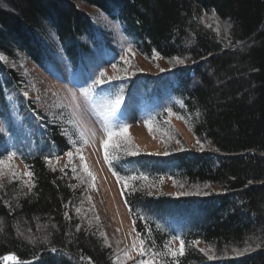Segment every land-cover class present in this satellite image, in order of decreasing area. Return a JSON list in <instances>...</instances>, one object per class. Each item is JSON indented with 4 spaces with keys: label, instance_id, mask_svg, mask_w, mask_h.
I'll return each instance as SVG.
<instances>
[{
    "label": "trees",
    "instance_id": "trees-1",
    "mask_svg": "<svg viewBox=\"0 0 264 264\" xmlns=\"http://www.w3.org/2000/svg\"><path fill=\"white\" fill-rule=\"evenodd\" d=\"M76 1L117 21L146 60L174 63L155 74L84 85L111 105L121 101L127 111L116 127L134 111L165 129L176 117L202 145L188 148L174 133L182 149L129 153L110 146L107 160L104 149L112 174L125 177L113 174L149 256L157 264H264V0H0V170L15 152L12 158L33 174L0 177V264H120L86 187L70 165L56 164L79 137L70 119L74 132L30 99L25 104L33 107L21 105L34 130L33 142L25 143L7 100L6 90L22 77L4 57H25L75 86H83L82 75L93 81V63L120 69L113 37L102 35ZM209 16L216 23H206ZM173 236L184 239L183 256L165 250L179 242Z\"/></svg>",
    "mask_w": 264,
    "mask_h": 264
},
{
    "label": "rangeland",
    "instance_id": "rangeland-1",
    "mask_svg": "<svg viewBox=\"0 0 264 264\" xmlns=\"http://www.w3.org/2000/svg\"><path fill=\"white\" fill-rule=\"evenodd\" d=\"M76 5L82 11L93 16L96 27L103 33L102 35L107 36L109 34L110 37H113L114 44L121 56L122 65L120 69L105 65L101 70L98 64H91L92 80L98 76L100 71L106 73L105 76L99 77L100 79L113 80L115 77L132 75L137 72L155 74L168 70L170 63L174 64L160 58L154 62L146 60L129 44L117 21L106 17L97 8L85 6L79 1H76ZM204 20L208 24L216 23L212 16L206 17ZM217 27L226 36L224 27L220 25ZM129 47H131L130 53L127 51ZM17 58L11 60L4 57L3 59L9 67L15 69L22 77L19 86H12L6 90L10 113L21 139L25 143L33 142L34 130L27 121L28 112L21 111V105H26L29 108L25 102L30 99L38 109L49 116L58 117L60 121L67 122V127L74 132L73 128L69 127L67 121L69 118L71 127H75L79 137L73 140L76 143L74 142V147L71 150L72 157L70 158L66 154L57 160L56 164L60 167L70 165L80 184L86 187L89 204L94 209V216L100 220V223L102 222V233L107 244L114 249L116 260L120 264L130 262L139 264L142 259L148 261L149 264H157L156 257H151L149 254L145 256L144 253L138 251L141 247V238L135 231L119 185L104 159V142L107 140V133L120 130L121 127H116L117 123L113 121L117 120L118 117H123L127 110L124 106H119L116 103L111 105L105 101L104 97H96L94 92L85 87H91L90 85L93 84L86 74V76L82 75L81 77L82 80H86L83 81V86H75L70 82H62L53 78L52 75L25 57ZM56 64L64 77L68 79V68L64 59L58 58ZM84 89H88L87 96L83 94ZM25 92H27V96H25ZM132 115V120L129 118L130 122L126 124L129 126L127 137L119 136L114 140V145H123L129 153H135L138 150L165 153L171 149L170 145L173 150L182 149V145L175 142L174 133L181 134L186 147L191 149L201 147L185 124L176 117H173L174 119L171 121L174 125H172L173 128L165 129L160 124H152L149 118H142L137 111L132 112ZM149 123L151 124V131L147 126ZM81 156L84 157L83 161L80 159ZM85 165H87V170L92 173V176H89L88 171H85ZM0 171V177L10 178L13 175H21L24 179L29 178L27 169L14 158L9 159L8 157L3 160ZM166 183L169 190L174 191L172 183L167 181ZM134 243L135 248L133 247ZM173 247V250L178 252L180 243L174 241ZM198 247L206 249L208 253L211 251L201 243L198 244ZM234 252L236 253L237 250Z\"/></svg>",
    "mask_w": 264,
    "mask_h": 264
},
{
    "label": "snow or ice",
    "instance_id": "snow-or-ice-1",
    "mask_svg": "<svg viewBox=\"0 0 264 264\" xmlns=\"http://www.w3.org/2000/svg\"><path fill=\"white\" fill-rule=\"evenodd\" d=\"M228 27L230 28L231 25H228ZM127 51L130 53V52H131V47H129ZM176 59H177V61H179V62H181V63L183 62V61H180V60H179V57H177ZM112 66H113V67H116L115 64H113ZM105 75H106V73H105L104 71H100V72L98 73V76H95V77L93 78V81H92L93 84L103 85L106 81H105L104 79H100L99 77H103V76H105ZM101 90L103 91V89H101ZM83 94H84L85 96H87V95H88V89H84V90H83ZM25 96H27V92H25ZM116 103L119 104V103H121V101H120V100H117ZM147 126L149 127V130L151 131V124L149 123ZM128 127H129V126L125 124V125H123V126L120 128V130H119L118 132H116V131H109V132L107 133V140H105V142H104L105 159H106V160L108 159V149H109V147H110V146H116V147L119 146L118 144L114 145V140H115V138H117V137H119V136H125V137H127V135H128ZM2 131H3V129L0 128V132H2ZM197 143H200V141L198 140ZM201 146H202V145H201ZM66 154H67L70 158L72 157V152H71V151L67 152ZM8 155H9V159H11L12 157H14V156L16 155V153H15V152H12V153H10V154H8ZM45 159H46L49 163H51V157H45ZM57 159H58V158H57ZM80 159L83 161V160H84V157L81 156ZM85 171H88V170H87V165H85ZM113 174H114V175H117L118 180H120V181H122V182L125 180V177L121 176L117 171L114 170ZM27 175H28L29 177H31L33 174H32V172H28ZM88 175H89V176H92V173H91L90 171H88ZM142 178L145 179V180L148 179L147 176H142ZM131 179H132V180H136L137 177H136V176H132ZM31 187H35V185L32 184ZM125 187H127V185H125ZM126 203H127V201H126ZM130 210H131V209H130ZM77 211H79V209H77ZM69 219H71V217H69ZM0 223H2V222H0ZM145 227H147V225H146ZM2 230H3V229L0 228V231H2ZM76 230H77V231L80 230L79 226H77V229H76ZM149 232H150V229H149ZM138 235H139V234H138ZM175 239H179V243H180V249H179V252L168 249V245H165V246H164L165 250H168V251L170 252V255H171L172 258H175V257H177L178 255L183 256V255L185 254V241H184V239L173 236V240H175ZM33 243H34V241H33ZM195 243H199V242L196 241ZM144 244H145V241H144L143 239H141V240H140V245H141V247L138 249V251L144 253V255L147 256L149 253L144 249V247H143ZM133 247H134V248L136 247L135 243L133 244ZM149 247H152V245H149ZM51 251H52L53 253H56V252H57V250H56L55 248H52ZM244 251L246 252V251H248V249L245 248ZM237 254L240 255V254H242V253H239V252H238ZM151 255H152V256H157V255H162V253H158V252H156V251H153V252L151 253ZM7 259H11V260L15 261L17 258H16L15 256H11V257H8ZM139 264H149V262L146 261V260H143V259H142V260L139 262ZM175 264H178V261H176Z\"/></svg>",
    "mask_w": 264,
    "mask_h": 264
},
{
    "label": "water",
    "instance_id": "water-1",
    "mask_svg": "<svg viewBox=\"0 0 264 264\" xmlns=\"http://www.w3.org/2000/svg\"><path fill=\"white\" fill-rule=\"evenodd\" d=\"M11 260V259H10Z\"/></svg>",
    "mask_w": 264,
    "mask_h": 264
}]
</instances>
